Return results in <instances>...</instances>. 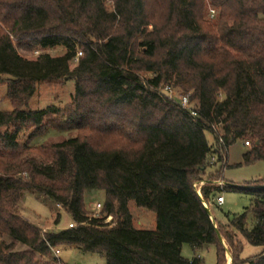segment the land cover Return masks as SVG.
Wrapping results in <instances>:
<instances>
[{
  "label": "trees",
  "instance_id": "16d2710c",
  "mask_svg": "<svg viewBox=\"0 0 264 264\" xmlns=\"http://www.w3.org/2000/svg\"><path fill=\"white\" fill-rule=\"evenodd\" d=\"M0 26L12 105L0 110V264H54L51 249L65 247L105 264H200L184 244L214 245L217 264L225 253L264 264V178L226 185L251 197L227 225L202 202L226 182L230 146L249 141L243 164L264 160V0H0ZM55 47L64 53L17 51ZM61 79L75 83L70 109L25 110L37 83ZM167 85L191 92L196 116L161 93ZM48 125L76 134L31 145ZM89 190L104 192V217L85 212ZM27 193L61 205L73 225L42 232L20 218ZM130 202L154 213V229L133 225ZM238 235L261 251L240 259Z\"/></svg>",
  "mask_w": 264,
  "mask_h": 264
},
{
  "label": "rangeland",
  "instance_id": "374dc122",
  "mask_svg": "<svg viewBox=\"0 0 264 264\" xmlns=\"http://www.w3.org/2000/svg\"><path fill=\"white\" fill-rule=\"evenodd\" d=\"M107 7L108 9H111V4L108 3ZM150 28L151 27H149V29ZM11 39L16 46L17 39L14 37H11ZM17 51L25 57L33 59L44 53L51 56H60L65 50L62 47H55L52 49H32L26 51L18 48ZM76 63V59L72 60L70 63L71 68H73ZM145 75L149 76V74ZM8 78V76H0L1 111L12 110L11 102L6 97L5 82ZM173 88L177 92L183 94L180 88L175 86ZM74 89V80L67 81L61 79L37 83L35 92L29 99L25 110H40L48 108L49 106H56L65 110L70 109L72 97L75 91ZM190 94L191 92H187L188 96ZM31 130H33V128L29 127L21 133L22 141L27 138ZM75 134V131H59L54 129L53 125H48L45 127V131L33 139L30 144L38 146L43 143H56L71 136H75ZM207 138L210 140L209 136H207ZM247 148L248 147H245L239 142L228 148V156L226 162L224 163L225 167L222 172V176L226 182H223V186H221L222 184L219 182L221 189L218 193L222 194L224 202L222 205L218 206L214 203L213 199H211V204H209L212 218L214 217L221 225H227L228 219H230L234 214L242 213L244 208L249 206L251 200V197L248 194L242 191L227 189L226 185L244 186L246 182H259L260 179L262 180L264 178V160H259L251 164H243L242 155L247 151ZM216 170L217 167L208 169V176L212 174L211 176L215 177ZM203 183L205 184V180L202 181L200 185ZM97 203L101 204V208L98 210H96ZM103 204L104 192L102 190H89L84 193V209L89 217H104L105 213H103ZM129 209L132 215L133 225L135 227L144 229L155 228V216L153 212L138 208L133 202L129 203ZM16 213L20 216V218L41 229L42 232H54L72 224L71 217L67 213L66 209L62 208L61 205H58L44 195L25 194L22 196L16 207ZM58 215L60 216V220L59 224L56 225L54 222ZM103 222L104 224L107 223L109 226H112L115 219H113L111 215H108L105 217ZM238 239L242 243L240 259L245 260L261 251L260 247L249 245L242 236L238 235ZM23 248L24 247H20L17 249L20 250ZM59 251L60 260L66 264H105V259L102 256L94 253H81L73 247L60 248ZM181 255L187 259L199 257L200 264H217L216 248L214 245L202 246L196 253H194L189 245L184 244L181 247ZM224 258L226 264L231 263V258L228 253H225Z\"/></svg>",
  "mask_w": 264,
  "mask_h": 264
},
{
  "label": "built area",
  "instance_id": "2783aa9c",
  "mask_svg": "<svg viewBox=\"0 0 264 264\" xmlns=\"http://www.w3.org/2000/svg\"><path fill=\"white\" fill-rule=\"evenodd\" d=\"M214 11L211 10V15H213ZM81 55V52H78L77 53V57ZM161 93L166 96L168 99L176 102L181 108L189 111V113L192 115V116H196V107H195V104L192 102L191 104V101L189 100V97L188 95L186 94H181L179 92H177L172 86L170 85H167L165 86L162 90H161ZM243 145L245 147H249L250 146V142L249 141H244ZM202 183V182H201ZM200 183V184H201ZM220 184H222L221 186H223V182H221ZM214 203L218 206L222 205L223 202H224V198L222 196V194H218L214 199H213ZM101 208V204L100 203H97L96 204V210L100 209ZM73 225V224H71ZM70 225V226H71ZM51 253H52V256L56 259L55 263L54 264H66L64 263L63 261L60 260L59 258V254H60V251L59 249L57 248H52L51 249Z\"/></svg>",
  "mask_w": 264,
  "mask_h": 264
},
{
  "label": "water",
  "instance_id": "95a60500",
  "mask_svg": "<svg viewBox=\"0 0 264 264\" xmlns=\"http://www.w3.org/2000/svg\"><path fill=\"white\" fill-rule=\"evenodd\" d=\"M202 202H203V204H204V206H205V208H206L208 214L210 215L211 220H213V218H212V216H211V212H210V208H209V206L206 205L204 201H202ZM218 236H220L219 233H218ZM221 242H222V244L224 245V242H223V241H221ZM229 264H230V263H229Z\"/></svg>",
  "mask_w": 264,
  "mask_h": 264
}]
</instances>
